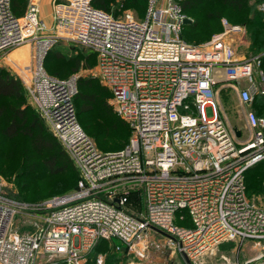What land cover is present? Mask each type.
Masks as SVG:
<instances>
[{
	"label": "built area",
	"instance_id": "2783aa9c",
	"mask_svg": "<svg viewBox=\"0 0 264 264\" xmlns=\"http://www.w3.org/2000/svg\"><path fill=\"white\" fill-rule=\"evenodd\" d=\"M144 1L134 18L115 17L92 0H52L47 23L36 0L21 16L0 0V62L31 45V62L19 76L79 174L74 190L39 202L8 194L0 180V264H85L101 239H115L116 250L145 261L151 231L190 261L223 241L246 240L258 252L234 264L264 260V207L247 198L244 176L264 160V114L251 108L264 95V51L237 56L233 42L243 28L225 18L221 31L190 44L181 36L188 17L181 0ZM59 38L95 53L111 104L130 126L123 148H95L76 117L77 77L43 68ZM222 87L246 108L243 142L219 112ZM132 192L143 199L140 213L129 206ZM182 210L189 226L176 222L185 218ZM26 225L31 231L21 232ZM94 264H105L103 255Z\"/></svg>",
	"mask_w": 264,
	"mask_h": 264
},
{
	"label": "rangeland",
	"instance_id": "374dc122",
	"mask_svg": "<svg viewBox=\"0 0 264 264\" xmlns=\"http://www.w3.org/2000/svg\"><path fill=\"white\" fill-rule=\"evenodd\" d=\"M30 1L35 0L21 1L16 10V13L19 16L24 13ZM105 2L107 5L104 8L113 13L116 12L118 17H123L126 13H129L134 18L141 16L142 11L137 5L124 4L122 0H105ZM263 2L264 0H247L246 5L250 8L251 13L249 17H253L254 14L258 15V13H261L264 19V8L262 6ZM51 9V1H45L42 4L40 15L47 23H49L51 19ZM206 12L218 14V20L212 22L202 19V14ZM188 17L191 21L193 18H197L199 20V27H201L199 29L201 33L188 36L183 32L181 36L186 42L194 45H201L214 33L219 32L221 29V19L225 18L228 22L232 24H239L243 28V31L234 39L233 42L236 55L245 56L258 52L255 51L252 43L253 37L250 33L249 27L243 24V22H236L237 13L227 9L225 6L217 2V0L206 2L194 13H188ZM185 36L188 37V39L184 38ZM48 51L44 55L42 61L43 68L46 72L66 78L76 76L77 79L80 77L91 76L95 85L106 86L97 74L96 56H94L93 53L91 56H87V54L91 53L88 48L66 38H59L52 44ZM32 52L33 49H31V45H23L11 52L6 61H1L0 66L14 76L20 78L18 72L22 71L29 65L31 62ZM77 88H79V84L77 85ZM95 88V86L85 87V90L92 92ZM24 95L26 104L29 105L31 113H34L33 111L35 109L33 107V103L26 91ZM111 97L112 96L109 97L108 103L114 110V107L111 104ZM4 102L16 104L13 99L1 98L0 105ZM79 103L80 102L75 100L74 105L76 108ZM218 104L219 112L226 121L227 125L233 130H240L242 135L239 141H245L248 138L245 122L246 108L240 104L236 93L229 87L219 88ZM98 116L99 115L96 110L78 114L80 125L83 127V130L95 148L100 151H107L119 148L128 142L130 138V126H127L126 121H124V126H117L114 129H110V125ZM6 123L7 120L0 116V180L3 182L4 190L8 194L23 198H39L52 194L50 191L55 188H60L62 186L66 188L72 186L73 184L75 185V181H72V176L69 174H49L42 166V157L36 155L32 151L30 141L26 136L18 135L12 139L5 137L1 131ZM23 149H26L32 156V159L29 162L24 163V165H26L25 167L21 166L22 163L19 157V153ZM260 162H263V164L259 167L257 166L258 169L251 170L247 172L246 175L250 176L259 174L262 177V185H264V160ZM31 163L35 164L33 169L29 166ZM255 164H252L248 168L254 166ZM29 170L30 172H28ZM246 195L252 203L264 207V190L250 192L247 189ZM130 198L132 197L130 196ZM129 206L137 213L142 211L140 203L135 202L133 199H131ZM19 229L22 232L31 231V227L28 225L21 228L19 227ZM150 233L149 257L145 261H139L135 255L125 253L126 255H123V258L120 259L118 264H186L178 252L165 245L164 236L156 234L154 231H151ZM158 245H160L159 248L157 247ZM107 249H109V246L106 245V250L102 251L103 253L93 251L90 255V260H93L95 256L100 254L103 255L104 259H106L107 255L105 252ZM257 252L258 248H256V246L248 240L243 242L242 245H239L238 241H223L217 245L213 251L207 252L191 262L193 264H234L237 260L245 261L252 258L257 254ZM90 260L87 259L85 264L90 263ZM252 264H264V260L255 261Z\"/></svg>",
	"mask_w": 264,
	"mask_h": 264
},
{
	"label": "trees",
	"instance_id": "16d2710c",
	"mask_svg": "<svg viewBox=\"0 0 264 264\" xmlns=\"http://www.w3.org/2000/svg\"><path fill=\"white\" fill-rule=\"evenodd\" d=\"M21 1L22 0H10L11 9L16 16H19L16 13V10L19 7ZM122 1L124 4L137 5L142 11L141 13L142 16L145 9L144 0H122ZM210 1L211 0H181V6L185 14L188 16V13L191 14L194 13L196 10H198V8H200V6ZM217 2L225 6L227 9L237 13V18L235 20L236 22H240V23L243 22V24L249 27L250 33L252 34L253 37L252 43L254 45L255 51H258L251 55H255L263 52L264 51V19L262 14L256 12L258 13V15L254 14L253 17H249L251 13H250V8L246 5L247 0H217ZM92 4L97 8H101L103 10L111 12L104 8L107 5L105 0H92ZM111 13L115 17H118L116 12L115 13L111 12ZM218 18H219L218 14H214L211 12H206L202 14V19L209 20L212 22L217 21ZM199 23L200 22L197 18L196 19L193 18V20L190 23L185 24L183 26L181 34L184 32L185 35L187 34L188 36H190L201 33L199 29L201 27H199ZM221 29H222V25H221ZM184 38L188 39V37L186 36ZM92 53L94 54V56H96L93 51L87 54V56L88 57L91 56ZM49 74L59 78H66V77H60L52 73ZM78 84H79V88H77V92L73 97V105L75 100L80 102L77 108L74 105L77 119H78V114L96 110L99 115L98 117L104 120V122H106L107 124H109L110 129H114L117 126L120 127L122 125L123 126L125 125L124 123L125 120H123L119 115H117L116 112L111 108V106L108 103V99L111 96V91L109 90L108 87L95 85L93 78L91 76L80 77L79 79H77V85ZM93 86H95L96 88L93 89L92 92L85 90V87H93ZM24 94H25V87L21 79L9 73L0 66V99L10 98L16 102V104H9L8 102H4L0 105V116L4 117L7 120V123L2 128L1 131L2 134L8 139L15 138L18 135L26 136L30 141V146L32 151L36 155L42 157L41 159L42 166L49 174L52 175L69 174L72 176V181H75V185L73 184L74 187L72 185L66 188L64 186L60 188H55L50 191V193L52 194L44 197L23 198V197L14 196L18 199L28 202H39L53 195L64 194L74 190L77 185L79 174L73 161L70 159V157L64 150L61 143L51 134V132L48 130L44 122L37 115L36 111L34 110L33 111L34 113H31L29 105L26 104V99ZM251 108L256 112L257 115L264 114V95L255 96ZM126 124L128 126V123ZM126 144L112 150L121 149L124 146H126ZM112 150H107V151H112ZM19 157L22 163L21 166L23 167L26 166L24 165V163L29 162L32 159V156L28 153L26 149L25 150L23 149L19 153ZM261 164H263V162L259 161L257 162V164L248 168L245 171L246 191L247 189L250 192H258L259 190H264V185H262V177L259 174L250 175V176L246 175L247 172L254 169H258V167ZM29 166L30 168L33 169L35 164L31 163ZM28 172H30V170ZM130 196L132 198H130ZM131 199H133L135 202L140 203L141 205L140 207L143 210L144 204H143V199L140 195H138L135 192H132L129 195V203H131ZM181 212L184 215H186L185 210H182ZM176 222L180 225H185V226L190 225V221L187 218V215L185 216L184 219H177ZM116 244L117 241L115 239L99 240L98 243L88 253L87 259L90 260V255L92 254L93 251L94 252L96 251L98 253L100 252L103 253L102 251L106 250V245H107L109 246V249H107L106 251L107 253L105 252V254L107 255L106 259H104L105 264H118V262H120V259L123 258V255L126 254L121 250H116L115 248ZM96 257L97 256H95L93 260H90V263L88 264H93L95 262ZM57 264H63V263L59 262Z\"/></svg>",
	"mask_w": 264,
	"mask_h": 264
},
{
	"label": "water",
	"instance_id": "95a60500",
	"mask_svg": "<svg viewBox=\"0 0 264 264\" xmlns=\"http://www.w3.org/2000/svg\"><path fill=\"white\" fill-rule=\"evenodd\" d=\"M191 22V19L189 18V17H187V18H185V20H184V23L185 24H188V23H190ZM234 131H235V135H236V137H240V135H241V131L240 130H238V129H234ZM182 259L184 260V262L186 263V264H193L187 257H186V255H182Z\"/></svg>",
	"mask_w": 264,
	"mask_h": 264
},
{
	"label": "crops",
	"instance_id": "0c3cea01",
	"mask_svg": "<svg viewBox=\"0 0 264 264\" xmlns=\"http://www.w3.org/2000/svg\"><path fill=\"white\" fill-rule=\"evenodd\" d=\"M37 1V3H38V5H39V7H40V12H41V7H42V4L45 2V1H51L52 2V0H36Z\"/></svg>",
	"mask_w": 264,
	"mask_h": 264
},
{
	"label": "bare ground",
	"instance_id": "6f19581e",
	"mask_svg": "<svg viewBox=\"0 0 264 264\" xmlns=\"http://www.w3.org/2000/svg\"><path fill=\"white\" fill-rule=\"evenodd\" d=\"M213 251V250H212Z\"/></svg>",
	"mask_w": 264,
	"mask_h": 264
}]
</instances>
